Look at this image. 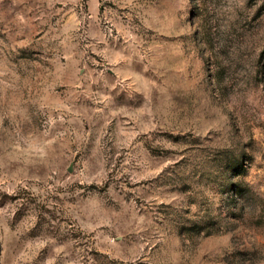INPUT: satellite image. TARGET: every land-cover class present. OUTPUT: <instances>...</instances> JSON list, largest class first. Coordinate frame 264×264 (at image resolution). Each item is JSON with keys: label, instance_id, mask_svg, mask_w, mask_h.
Wrapping results in <instances>:
<instances>
[{"label": "rangeland", "instance_id": "obj_1", "mask_svg": "<svg viewBox=\"0 0 264 264\" xmlns=\"http://www.w3.org/2000/svg\"><path fill=\"white\" fill-rule=\"evenodd\" d=\"M0 264H264V0H0Z\"/></svg>", "mask_w": 264, "mask_h": 264}]
</instances>
